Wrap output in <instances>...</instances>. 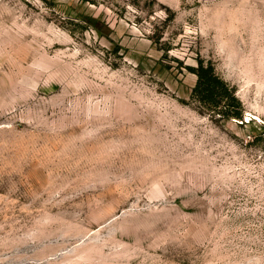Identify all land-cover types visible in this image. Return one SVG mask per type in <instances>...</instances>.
Segmentation results:
<instances>
[{
    "label": "rangeland",
    "instance_id": "374dc122",
    "mask_svg": "<svg viewBox=\"0 0 264 264\" xmlns=\"http://www.w3.org/2000/svg\"><path fill=\"white\" fill-rule=\"evenodd\" d=\"M0 264H264V0H0Z\"/></svg>",
    "mask_w": 264,
    "mask_h": 264
},
{
    "label": "trees",
    "instance_id": "16d2710c",
    "mask_svg": "<svg viewBox=\"0 0 264 264\" xmlns=\"http://www.w3.org/2000/svg\"><path fill=\"white\" fill-rule=\"evenodd\" d=\"M198 79L192 97L202 110L217 113L224 119H243L245 107L236 88L221 78L212 61L200 57L191 68Z\"/></svg>",
    "mask_w": 264,
    "mask_h": 264
}]
</instances>
